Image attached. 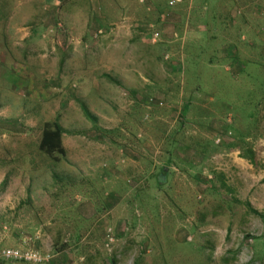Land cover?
Listing matches in <instances>:
<instances>
[{"label":"rangeland","instance_id":"obj_1","mask_svg":"<svg viewBox=\"0 0 264 264\" xmlns=\"http://www.w3.org/2000/svg\"><path fill=\"white\" fill-rule=\"evenodd\" d=\"M172 1L0 0V251L264 261V0Z\"/></svg>","mask_w":264,"mask_h":264},{"label":"trees","instance_id":"obj_2","mask_svg":"<svg viewBox=\"0 0 264 264\" xmlns=\"http://www.w3.org/2000/svg\"><path fill=\"white\" fill-rule=\"evenodd\" d=\"M173 4H175L174 1H172L168 6H172ZM158 13L160 15L164 14L163 12L162 13L158 12ZM81 110L85 118L92 124L93 129L97 131H101L96 126V122H97L96 118L90 115L86 107L82 105ZM185 119L186 118L183 117L182 122H184ZM63 134H64L63 129L60 126L58 120L54 122H46L43 126V130H42L41 137H40L39 144H38V150L44 153L45 155L55 159V162L58 161L59 158L65 155V150L62 145ZM247 159L250 161V163L254 164V155L252 153L249 154V157ZM164 173L165 172L162 169L161 174H164ZM220 183H221V188L226 189L227 192H230V189L227 188L224 182L220 180ZM243 205L247 209L248 213L258 216L261 220L264 219V213H258L257 211L253 210L248 202L244 203ZM254 240L255 242L259 240V245H261L264 250V237H263V240H260L258 238L253 239V241ZM263 262L264 261H262L261 259L259 264H263ZM135 264H139V260H137Z\"/></svg>","mask_w":264,"mask_h":264},{"label":"built area","instance_id":"obj_3","mask_svg":"<svg viewBox=\"0 0 264 264\" xmlns=\"http://www.w3.org/2000/svg\"><path fill=\"white\" fill-rule=\"evenodd\" d=\"M179 2L175 0L174 3ZM157 39V34L152 36V42ZM0 258L4 261L15 263H27V264H47L51 259V255L46 253L42 254L36 250L30 249H4L0 251Z\"/></svg>","mask_w":264,"mask_h":264}]
</instances>
